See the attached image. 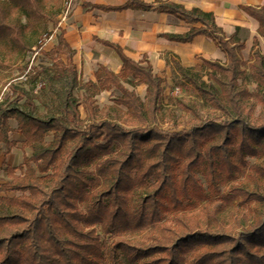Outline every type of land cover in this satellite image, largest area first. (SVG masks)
Wrapping results in <instances>:
<instances>
[{"label":"trees","instance_id":"obj_1","mask_svg":"<svg viewBox=\"0 0 264 264\" xmlns=\"http://www.w3.org/2000/svg\"><path fill=\"white\" fill-rule=\"evenodd\" d=\"M62 1L0 0V57L15 61L37 44L49 9L60 12ZM152 6L128 0L103 9ZM241 8L264 37V7ZM156 9L200 24L165 33L168 39L204 34L225 52L224 63L203 59L206 79L173 61L214 112L203 116L187 106L204 123L180 131L159 127L162 78L110 41L102 42L120 56L119 73L99 64L95 80L83 81L69 54L45 68L64 80L46 114L37 112L24 88L11 86V103L0 99V141L7 145L8 122L15 118L32 154L23 156L20 175L8 166L11 180L0 184V190L21 192L0 196V264H264V54L254 48L246 67L244 42L226 37L212 12L172 2ZM57 42L47 55L63 50V31ZM122 81L147 84L144 99ZM113 86L120 94L99 108L95 95ZM74 89L82 90L85 117ZM213 196L221 203L212 205ZM166 214H172L170 225L163 222ZM144 229L150 230L147 241L127 236Z\"/></svg>","mask_w":264,"mask_h":264},{"label":"crops","instance_id":"obj_2","mask_svg":"<svg viewBox=\"0 0 264 264\" xmlns=\"http://www.w3.org/2000/svg\"><path fill=\"white\" fill-rule=\"evenodd\" d=\"M127 1L74 0L68 16L59 23L58 26L63 31L66 42L64 46L66 52L58 53L60 59L66 62V56L69 54L78 77L83 81L95 80V70L99 64L115 73L121 71L120 56L102 41H110L118 45L126 55L141 65L149 64L153 72L162 80L168 73L177 71L173 64L174 60L189 69L201 65L203 59L224 63L225 52H222L211 37L196 34L192 40L180 42L165 37V33H185L200 24L186 23L180 15L157 10L156 5L159 2H172L182 5L185 9L197 7L205 12H212L215 23L224 31L226 37L234 34L237 39L244 42L240 52L243 61L247 55V65L254 48L264 54V37L257 32L259 22L241 8V5L264 7V0H141L153 6L150 9H103L106 6L119 7ZM255 38H257L256 44ZM67 48L71 49L69 53ZM122 83L144 99L147 84L141 82L131 85L124 81ZM164 85L162 81V87ZM116 89L113 86L95 95L99 108L111 104L109 97ZM123 107L121 106L122 109ZM80 115L85 117V111L82 114L80 110ZM8 125L7 145L4 141H0V184L11 180V175L7 171L8 166L13 169V174L20 175V166H24L23 156L32 154L31 146L25 143L23 133L17 129V120L10 118ZM52 133L53 131L46 133L45 142L51 141ZM19 194H21L19 191L0 190V196L9 197Z\"/></svg>","mask_w":264,"mask_h":264},{"label":"rangeland","instance_id":"obj_3","mask_svg":"<svg viewBox=\"0 0 264 264\" xmlns=\"http://www.w3.org/2000/svg\"><path fill=\"white\" fill-rule=\"evenodd\" d=\"M63 3V1H62ZM62 10V8H61ZM49 15L44 19V29L38 35V39L31 49L25 50L19 55L18 59L10 62L9 57L2 58L0 60V99L7 101L9 104L15 97L11 94V86L22 87L26 92L33 97L37 104V112L39 114L48 113L50 107L57 105V93L64 87V80H56L53 78V72L47 70L55 57L59 54L47 55L48 51L57 45V37L61 32L59 28V20L61 11L58 12L55 9H49ZM24 19V18H23ZM65 53V48L60 51ZM243 61L244 66H247L248 57ZM208 70L203 63L192 71V74H202L203 78L206 79L205 72ZM36 72L38 74L36 76ZM250 89L254 88V83L249 79L246 80ZM165 84L160 95V103L158 109V120L157 125L163 129H169L172 131H180L182 128L190 129L197 124L204 123V119L197 120L193 113L187 108V106H193L197 111L202 113L203 116H208L213 113V108L210 107L198 94L197 91L191 86L186 79L174 71L168 73L163 78ZM81 89H74L73 94L81 99ZM112 96L109 99L113 102V96H117L119 91L116 89L115 92L111 93ZM110 94V95H111ZM23 98L19 100L21 104ZM103 101L101 100V103ZM111 102V103H112ZM79 109L83 114V104L80 100ZM123 109H125L123 107ZM257 110V109H256ZM249 163H253L255 158H248ZM197 177L204 182V175L198 173ZM235 182V181H234ZM227 185L221 184V190H226ZM212 205L220 204L221 199L217 196L211 198ZM167 222L168 225L172 223V214H166L163 222ZM99 228V227H98ZM131 237L136 243L147 241L150 236V230L144 229L141 233L135 235H127ZM102 240L104 242L110 241L108 235L102 233Z\"/></svg>","mask_w":264,"mask_h":264},{"label":"built area","instance_id":"obj_4","mask_svg":"<svg viewBox=\"0 0 264 264\" xmlns=\"http://www.w3.org/2000/svg\"><path fill=\"white\" fill-rule=\"evenodd\" d=\"M73 2L74 0H63L59 23L68 16L69 11L73 5Z\"/></svg>","mask_w":264,"mask_h":264}]
</instances>
